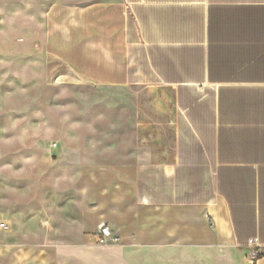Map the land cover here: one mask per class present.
Returning a JSON list of instances; mask_svg holds the SVG:
<instances>
[{
    "label": "crops",
    "instance_id": "crops-1",
    "mask_svg": "<svg viewBox=\"0 0 264 264\" xmlns=\"http://www.w3.org/2000/svg\"><path fill=\"white\" fill-rule=\"evenodd\" d=\"M28 52L98 96L0 148V264H264V0L57 2Z\"/></svg>",
    "mask_w": 264,
    "mask_h": 264
},
{
    "label": "rangeland",
    "instance_id": "rangeland-1",
    "mask_svg": "<svg viewBox=\"0 0 264 264\" xmlns=\"http://www.w3.org/2000/svg\"><path fill=\"white\" fill-rule=\"evenodd\" d=\"M112 0H0V148L4 143L16 139L20 129L24 127L21 113L31 111L33 123L40 122V112L48 114L50 128H54L57 115L69 104L67 102L80 100L86 102L97 99L96 89L58 86L52 83L44 74L40 58L26 62L29 47L40 48L44 31V16L46 9L53 3L68 2L89 4L94 2H109ZM35 38L36 43L31 42ZM24 54V55H23ZM38 57V56H37ZM36 58V56H34ZM31 79L36 81L29 87ZM75 90V91H73ZM84 104H82L83 106ZM7 113H12L8 115ZM88 115V114H87ZM38 117V119H37ZM32 159H37L40 151L36 142L40 136L34 135ZM49 138V145L54 142ZM38 150V152H37ZM1 154H5L1 151ZM40 167V162H37ZM39 180V177H34ZM40 187L34 189V203L41 202ZM7 225L8 220L1 218L0 223ZM42 219L37 217L33 225H41ZM115 236V235H114Z\"/></svg>",
    "mask_w": 264,
    "mask_h": 264
},
{
    "label": "built area",
    "instance_id": "built-area-1",
    "mask_svg": "<svg viewBox=\"0 0 264 264\" xmlns=\"http://www.w3.org/2000/svg\"><path fill=\"white\" fill-rule=\"evenodd\" d=\"M0 229L6 230L8 229V225L4 222L0 223ZM109 240H112L114 242L118 241V238L114 236L109 229V227L105 224H101L99 226V231H98V243L104 244L108 242ZM248 244L251 248L249 257L250 259L254 260L258 257L259 251H260V242L256 238L249 239Z\"/></svg>",
    "mask_w": 264,
    "mask_h": 264
}]
</instances>
